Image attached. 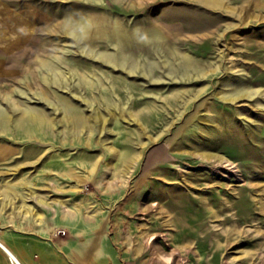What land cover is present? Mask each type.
<instances>
[{
    "label": "rangeland",
    "instance_id": "374dc122",
    "mask_svg": "<svg viewBox=\"0 0 264 264\" xmlns=\"http://www.w3.org/2000/svg\"><path fill=\"white\" fill-rule=\"evenodd\" d=\"M250 1L0 0V108L54 125L44 140L0 123V241L23 264H264Z\"/></svg>",
    "mask_w": 264,
    "mask_h": 264
},
{
    "label": "bare ground",
    "instance_id": "6f19581e",
    "mask_svg": "<svg viewBox=\"0 0 264 264\" xmlns=\"http://www.w3.org/2000/svg\"><path fill=\"white\" fill-rule=\"evenodd\" d=\"M251 4H252V2H251ZM251 4L247 8H245L244 21H246V19L250 16V14H252V13H250L252 11L251 10ZM261 19H262V16H261ZM117 59H119V58H117ZM223 95H225V94H223ZM45 99L48 101V103L53 104V102L49 101L47 97H45ZM89 105H91V104H89ZM10 109H11L10 107H7L5 109L0 108V123H4L2 125V127L7 128V129H12V128H17L16 126H18V128H20V130H23L21 134L25 138L27 137V138L44 139L45 138V132L43 130V127H47L49 129L51 127H54V125L52 123V120H45V118H44V116H42V114H39L37 111H35L33 109H30V108L29 109H25L22 112L21 116H20L21 119L15 121L13 116L10 114ZM104 121L105 120H103L101 113L96 112V113L90 115L89 124L88 125H89V127L91 129L93 127H95V126H98V125L100 127H104L103 126ZM64 123H65V126H66V125H69V124H71L73 122L70 123L69 118L66 115ZM83 125H86V122H84ZM18 156H20V155L18 154L16 157H18ZM221 160L227 162L226 158L221 157ZM228 164H230V163H228ZM76 176H79V175H76ZM86 179H87V177L82 178V179L80 178L81 181L86 180ZM12 185H13V183L12 184L8 183V181H6V183L4 184L5 188H8V187H10ZM42 199H41V197L38 198V200L40 202L45 204L46 202L43 201L45 199H43V200ZM19 208H21V207L19 206ZM22 210H23V208H22ZM25 210H26L25 211L26 214H27L28 211H30V209H25ZM36 213H37V217H41L42 213L40 211L37 210ZM105 222H106V219L104 220V222H101V229L99 231L93 233L89 237V239H88V241L86 243V255L89 258H93V257L99 256V254L102 252V248H101V245H100V238H101V236L104 234V232L106 230L105 229L106 228ZM0 247L8 255V257L11 260L12 264H23L21 262V260L18 258V256H16L12 251H10L2 242H0ZM165 259L167 261H169V257H166Z\"/></svg>",
    "mask_w": 264,
    "mask_h": 264
},
{
    "label": "crops",
    "instance_id": "0c3cea01",
    "mask_svg": "<svg viewBox=\"0 0 264 264\" xmlns=\"http://www.w3.org/2000/svg\"><path fill=\"white\" fill-rule=\"evenodd\" d=\"M4 25V24H3ZM13 31V30H12ZM1 242V241H0ZM4 244V243H3ZM5 245V244H4ZM6 246V245H5Z\"/></svg>",
    "mask_w": 264,
    "mask_h": 264
}]
</instances>
